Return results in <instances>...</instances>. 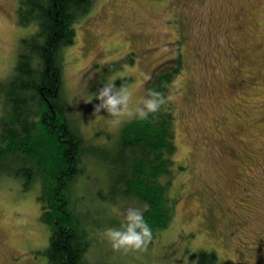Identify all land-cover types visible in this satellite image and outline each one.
Returning a JSON list of instances; mask_svg holds the SVG:
<instances>
[{"label": "rangeland", "instance_id": "rangeland-1", "mask_svg": "<svg viewBox=\"0 0 264 264\" xmlns=\"http://www.w3.org/2000/svg\"><path fill=\"white\" fill-rule=\"evenodd\" d=\"M18 1L0 0L1 79L35 28L18 23ZM74 27L73 44L61 51V94L88 144L111 143L131 119L113 126L106 112L93 115L95 85L124 83L135 104L154 72H170L178 52L182 61L170 86L174 164L161 177L171 179L173 217L146 249L114 251L99 230L119 227L126 209L142 204L120 197L111 175L84 160L87 177L71 189L91 241L83 262L195 264L205 250L219 264H264V0H94ZM38 191L0 175V264H50Z\"/></svg>", "mask_w": 264, "mask_h": 264}, {"label": "trees", "instance_id": "trees-1", "mask_svg": "<svg viewBox=\"0 0 264 264\" xmlns=\"http://www.w3.org/2000/svg\"><path fill=\"white\" fill-rule=\"evenodd\" d=\"M93 2L19 0L18 23H35V28L20 38L12 71L0 78V175L18 180L23 190L38 186L40 219L50 228L43 251L50 264H87L83 256L91 241L71 199L72 187L86 176L84 160H95L111 175L120 197L150 205L144 218L152 234L173 217L167 197L171 179L161 181L169 177L176 152L173 100L148 120L127 121L111 143H86L78 120L64 109L61 51L73 44L74 25ZM174 60L170 72L150 76L147 89L171 93L172 79L182 68L179 52ZM195 264H219L218 256L200 250Z\"/></svg>", "mask_w": 264, "mask_h": 264}, {"label": "clouds", "instance_id": "clouds-1", "mask_svg": "<svg viewBox=\"0 0 264 264\" xmlns=\"http://www.w3.org/2000/svg\"><path fill=\"white\" fill-rule=\"evenodd\" d=\"M93 100L96 103L92 104V114L106 112L109 117L107 122L117 126L125 118L148 120L173 100V96L148 88L145 95L133 104V91L128 85L121 83L117 86L115 82H107L93 93L90 103ZM149 207L150 205L144 204L142 208H127L124 221L119 227H106L99 230V235L111 244L114 251L128 253L146 249L152 240V229L144 218Z\"/></svg>", "mask_w": 264, "mask_h": 264}]
</instances>
